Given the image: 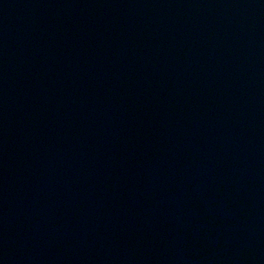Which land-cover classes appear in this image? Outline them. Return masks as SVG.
I'll use <instances>...</instances> for the list:
<instances>
[{"label":"water","instance_id":"1","mask_svg":"<svg viewBox=\"0 0 264 264\" xmlns=\"http://www.w3.org/2000/svg\"><path fill=\"white\" fill-rule=\"evenodd\" d=\"M0 264H264V0H0Z\"/></svg>","mask_w":264,"mask_h":264}]
</instances>
